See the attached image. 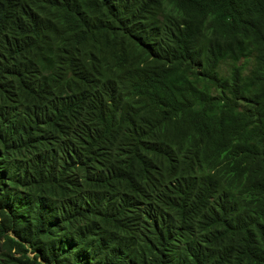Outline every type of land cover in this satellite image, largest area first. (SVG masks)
Segmentation results:
<instances>
[{
    "label": "trees",
    "instance_id": "trees-1",
    "mask_svg": "<svg viewBox=\"0 0 264 264\" xmlns=\"http://www.w3.org/2000/svg\"><path fill=\"white\" fill-rule=\"evenodd\" d=\"M0 264H264V0H0Z\"/></svg>",
    "mask_w": 264,
    "mask_h": 264
}]
</instances>
